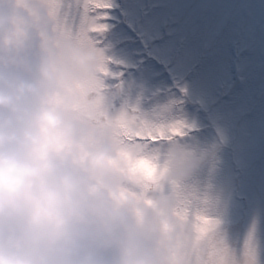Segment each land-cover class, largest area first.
<instances>
[{
	"label": "clouds",
	"instance_id": "obj_1",
	"mask_svg": "<svg viewBox=\"0 0 264 264\" xmlns=\"http://www.w3.org/2000/svg\"><path fill=\"white\" fill-rule=\"evenodd\" d=\"M59 4L0 0V264H237L189 182L209 150L167 106L117 108L110 58Z\"/></svg>",
	"mask_w": 264,
	"mask_h": 264
},
{
	"label": "rangeland",
	"instance_id": "obj_2",
	"mask_svg": "<svg viewBox=\"0 0 264 264\" xmlns=\"http://www.w3.org/2000/svg\"><path fill=\"white\" fill-rule=\"evenodd\" d=\"M71 2L110 4L105 20L90 11L89 29L107 25L100 46L117 108L167 106L188 125L184 139L210 152L189 182L212 196L237 264L246 242L264 264V0Z\"/></svg>",
	"mask_w": 264,
	"mask_h": 264
},
{
	"label": "snow or ice",
	"instance_id": "obj_3",
	"mask_svg": "<svg viewBox=\"0 0 264 264\" xmlns=\"http://www.w3.org/2000/svg\"><path fill=\"white\" fill-rule=\"evenodd\" d=\"M110 7L108 2L100 3L97 2L94 5L88 2H84L82 9L77 5L74 6L71 0H60L59 4V14H58V22L62 24L66 29L70 30L73 34H76L82 26H86V21L89 24L97 23L95 17H90L89 13L92 9H103V19L107 18V9ZM107 25L103 23H99L98 26L90 31L89 27H87V39L91 42L100 44V35L106 29ZM131 117L128 116L127 113L122 112L120 119L121 121H126ZM177 122L183 125V121L177 120ZM169 131L176 132L177 129L175 126H172ZM166 129L160 128L155 131H149L146 135L142 137L144 143L146 145H151L159 142L160 139L163 138ZM230 251L227 246L221 242V247L219 252L223 255ZM244 255L250 256L253 259L254 264V251L251 247L250 242L245 243V252ZM234 264V262H233Z\"/></svg>",
	"mask_w": 264,
	"mask_h": 264
}]
</instances>
